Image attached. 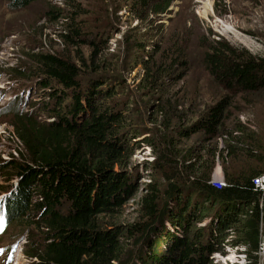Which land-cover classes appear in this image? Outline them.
<instances>
[{"label": "trees", "instance_id": "16d2710c", "mask_svg": "<svg viewBox=\"0 0 264 264\" xmlns=\"http://www.w3.org/2000/svg\"><path fill=\"white\" fill-rule=\"evenodd\" d=\"M39 1L6 0V6L18 11ZM130 1L134 7L148 6V0ZM161 2L156 13L166 10L172 0ZM77 17H71L68 26L72 36L63 37L71 46L84 44L86 28L77 23ZM91 46L97 50L98 44ZM32 58L33 65L20 66L26 72L19 71L16 79L34 83L41 91L29 109L35 114L44 112L50 122L39 124L36 115L9 111L21 161H0L3 180H14L0 199V237L8 229L10 233V225L26 233L32 246L36 245L35 252H24L37 260L33 264H213L212 256L226 255L225 246L243 255L244 264H259L264 195L253 180L264 174V145L255 138L238 141L230 136L224 141L215 155L230 162L222 164L224 185L219 187L210 182L209 173L204 176L196 169L198 162L180 166L175 158L166 166L171 175H164L168 183L163 189L157 183L145 187L139 201L142 221L109 232L101 229L98 219L116 215L129 200L132 184L137 185L120 163L126 151V118L115 106L102 108L99 102L105 91L101 95L98 85L83 88L88 76L101 75L100 80L104 76L81 55ZM138 60L151 79L155 72L151 75L150 71L163 66L153 68V57L148 55ZM175 63L172 59L164 71ZM202 65L226 92L264 93V57L216 41L207 46ZM156 78L148 83L152 90L157 88ZM114 91L107 93L109 99ZM228 105L226 99L220 100L193 123L190 134H201L205 141L222 138ZM237 143L241 148L234 146ZM255 150L260 156H253ZM182 158L184 163L192 160V156ZM242 159L256 161L259 169L248 168ZM204 220L203 227L193 226ZM124 241L129 247L122 251ZM13 252V246L0 247L5 264Z\"/></svg>", "mask_w": 264, "mask_h": 264}, {"label": "rangeland", "instance_id": "374dc122", "mask_svg": "<svg viewBox=\"0 0 264 264\" xmlns=\"http://www.w3.org/2000/svg\"><path fill=\"white\" fill-rule=\"evenodd\" d=\"M161 6V0H148L145 8L134 7L130 0H41L12 11L6 0H0V161H21V147L11 134L9 111L36 115L34 120L39 124L50 122L44 112L35 114L29 109L28 104L41 91L34 83L16 79L19 71L23 74L33 65L34 55H81L87 65L98 67L97 72L107 81L100 80L101 75H90L83 88L98 85L101 95L105 91L99 102L102 108L115 106L126 118V151L120 163L126 176L137 184H132L129 200L116 215L98 219L101 229L109 232L142 221L139 201L145 187L157 183L163 189L168 183L164 175H171L166 166L175 158L180 166L198 162L196 169L204 176L209 173L210 182L217 185L220 180L223 183V162H230L215 155L224 141L230 136L238 141L255 138L264 145V93L226 92L202 65L207 46L216 41L264 57V0H172L166 10L156 13V7ZM74 15L86 28L83 45L71 46L63 39L72 36L68 26ZM93 42L98 44L97 50L91 46ZM90 55L96 56L91 60ZM141 55L153 57V68L163 65L158 71H150L151 75L155 72L152 79L159 80L155 90L138 60ZM172 59L176 63L165 72L164 65ZM114 89L109 99L107 93ZM222 99L229 103L222 138L205 141L201 134H190L193 123ZM234 146L241 148L238 143ZM252 153L260 156L256 150ZM184 155L192 156V160L184 163ZM242 161L250 169H259L252 159ZM4 178L0 175V199L14 181L10 177L5 182ZM205 223L207 220L193 226L200 228ZM29 241L26 233L10 225V233L8 229L0 237V247L15 248L9 264L36 263L24 254L36 251V245ZM36 243L41 244V239ZM123 244L125 251L129 243ZM260 246L264 247V229ZM224 251L226 255L212 256L213 264L245 263L235 249L225 246ZM258 256L259 264H264V257L259 252ZM0 264H5L1 257Z\"/></svg>", "mask_w": 264, "mask_h": 264}, {"label": "built area", "instance_id": "2783aa9c", "mask_svg": "<svg viewBox=\"0 0 264 264\" xmlns=\"http://www.w3.org/2000/svg\"><path fill=\"white\" fill-rule=\"evenodd\" d=\"M217 185L215 186H223L224 183H222V181L220 180V183H216ZM253 185L256 189H258L259 191H261L264 195V174L260 175L259 177H257L256 179L253 180ZM259 253L261 256L264 257V247L259 248Z\"/></svg>", "mask_w": 264, "mask_h": 264}]
</instances>
